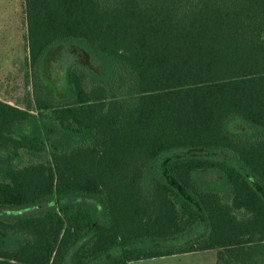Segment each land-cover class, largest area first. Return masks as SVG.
<instances>
[{
  "label": "trees",
  "instance_id": "trees-1",
  "mask_svg": "<svg viewBox=\"0 0 264 264\" xmlns=\"http://www.w3.org/2000/svg\"><path fill=\"white\" fill-rule=\"evenodd\" d=\"M23 5L31 97L0 99V264H264V0Z\"/></svg>",
  "mask_w": 264,
  "mask_h": 264
},
{
  "label": "rangeland",
  "instance_id": "rangeland-1",
  "mask_svg": "<svg viewBox=\"0 0 264 264\" xmlns=\"http://www.w3.org/2000/svg\"><path fill=\"white\" fill-rule=\"evenodd\" d=\"M24 0H0V99L19 107H26L31 97V85L27 72V44ZM35 160L20 151L13 163L17 166ZM207 174L206 180H213ZM48 206L40 205L22 208V212H37ZM2 210H0L1 212ZM2 213V212H1ZM216 249L176 253L161 257L133 261L132 264H214Z\"/></svg>",
  "mask_w": 264,
  "mask_h": 264
},
{
  "label": "crops",
  "instance_id": "crops-1",
  "mask_svg": "<svg viewBox=\"0 0 264 264\" xmlns=\"http://www.w3.org/2000/svg\"><path fill=\"white\" fill-rule=\"evenodd\" d=\"M206 250H207V249H206ZM197 251H198V250H197ZM191 252H193V251H191ZM185 253H186V252H185ZM160 257H161V256H160ZM152 258H155V257H152ZM145 259H147V258H145ZM148 259H149V258H148ZM138 260L140 261V260H142V259H138ZM133 261H136V260L128 261L127 264H132ZM214 264H216V259H215Z\"/></svg>",
  "mask_w": 264,
  "mask_h": 264
}]
</instances>
